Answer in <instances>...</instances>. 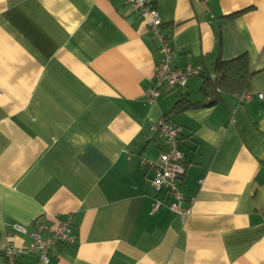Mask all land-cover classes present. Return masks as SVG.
Wrapping results in <instances>:
<instances>
[{
  "label": "crops",
  "instance_id": "obj_1",
  "mask_svg": "<svg viewBox=\"0 0 264 264\" xmlns=\"http://www.w3.org/2000/svg\"><path fill=\"white\" fill-rule=\"evenodd\" d=\"M152 2L172 65L201 76L245 54L248 88L264 93V0ZM158 47L123 0H0V264L7 244L31 241L14 224L65 214L75 242L48 264H264V97L220 91L180 110L181 94L202 97L193 75L150 103ZM165 115L179 127L188 216L168 209L143 161L158 158L152 126Z\"/></svg>",
  "mask_w": 264,
  "mask_h": 264
},
{
  "label": "built area",
  "instance_id": "obj_2",
  "mask_svg": "<svg viewBox=\"0 0 264 264\" xmlns=\"http://www.w3.org/2000/svg\"><path fill=\"white\" fill-rule=\"evenodd\" d=\"M130 4L133 11L140 17L148 19V28L151 36L157 39L160 59L154 70V80L145 96L147 101L152 103L161 94V85L164 89H172L176 86H184L189 76L199 75L201 67L188 65L183 71L172 65L173 48L169 44L167 36L162 32V21L158 11L151 0H123ZM254 97L263 98L264 93H254L250 90H243L237 94L239 101L251 100ZM153 131L159 136L162 148L155 162L143 160L153 169L151 187L155 192L165 190L170 195L171 201L168 209L181 216H188L191 213L189 206H185V197L180 190V180L185 173L184 153L178 147L179 127L168 117L162 116L152 126ZM161 201L156 199L154 209H157ZM71 214L59 217L53 224H39L35 229L14 224L13 230L16 233L27 234L31 241L27 245L16 246L7 244L3 254L8 264H17L18 258L34 254L33 264H48L50 262V250L61 244H73L75 242V228L72 225ZM44 233H46L44 235ZM11 238V234H8Z\"/></svg>",
  "mask_w": 264,
  "mask_h": 264
},
{
  "label": "trees",
  "instance_id": "obj_3",
  "mask_svg": "<svg viewBox=\"0 0 264 264\" xmlns=\"http://www.w3.org/2000/svg\"><path fill=\"white\" fill-rule=\"evenodd\" d=\"M241 12L242 11L237 13ZM247 63L248 61L245 54L231 59L217 60L213 67V74L207 73L199 76L200 73L197 75L201 79L199 89L202 94L201 99L191 101L184 94H181L176 101L177 108L184 110L189 108L208 107L214 105L218 101L219 97L217 94L220 93V91L235 92L237 94L243 90H249V80L254 72L250 71Z\"/></svg>",
  "mask_w": 264,
  "mask_h": 264
},
{
  "label": "rangeland",
  "instance_id": "obj_4",
  "mask_svg": "<svg viewBox=\"0 0 264 264\" xmlns=\"http://www.w3.org/2000/svg\"><path fill=\"white\" fill-rule=\"evenodd\" d=\"M191 91V90H190Z\"/></svg>",
  "mask_w": 264,
  "mask_h": 264
}]
</instances>
